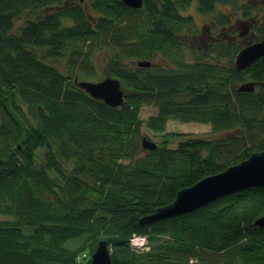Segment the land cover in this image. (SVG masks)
<instances>
[{
	"label": "trees",
	"instance_id": "trees-1",
	"mask_svg": "<svg viewBox=\"0 0 264 264\" xmlns=\"http://www.w3.org/2000/svg\"><path fill=\"white\" fill-rule=\"evenodd\" d=\"M192 1L144 0L136 9L122 0H0V214L12 217L0 220V264H87L80 255L87 249L90 258L103 238L113 264H264V226L255 224L264 215V186L140 223L180 189L264 149V56L243 70L234 64L244 45L264 38V13L243 41L232 20L241 12L252 18L249 6L197 0L202 14L233 6L202 31L182 12ZM28 14L36 17L13 32ZM188 33L208 44L191 41L193 61L180 41ZM102 49L110 53L108 74L126 91L118 107L74 81L98 75ZM158 53L171 63L126 65ZM247 81L257 82L255 90L238 91ZM148 104L158 107L147 120L153 132L176 119L224 134L144 149L140 111ZM39 149H46L43 162ZM135 234L147 236L149 250L130 246Z\"/></svg>",
	"mask_w": 264,
	"mask_h": 264
},
{
	"label": "water",
	"instance_id": "water-1",
	"mask_svg": "<svg viewBox=\"0 0 264 264\" xmlns=\"http://www.w3.org/2000/svg\"><path fill=\"white\" fill-rule=\"evenodd\" d=\"M84 2L85 0H80ZM125 4L139 9L144 0H122ZM264 56V38L243 47L235 57V66L239 70L250 67L255 61ZM140 67H150V60L137 62ZM75 84L95 99L102 100L112 107L121 106L125 101V90L119 78L107 75L98 81L75 78ZM257 82L242 83L238 91L252 92ZM142 146L154 150L158 144L143 137ZM255 186H264V149L253 152L248 158L232 165L224 171L207 176L193 185L180 189L174 200L169 204L157 207L151 214L140 218L141 224L153 223L162 219L186 214L197 210L209 202ZM264 226V215L255 221ZM89 264H113L110 246L106 239H100L94 248Z\"/></svg>",
	"mask_w": 264,
	"mask_h": 264
},
{
	"label": "rangeland",
	"instance_id": "rangeland-1",
	"mask_svg": "<svg viewBox=\"0 0 264 264\" xmlns=\"http://www.w3.org/2000/svg\"><path fill=\"white\" fill-rule=\"evenodd\" d=\"M69 1H72V0H69ZM239 3L242 5L246 4L247 6H249L252 10L251 17L256 18L253 20H251L252 18L250 17L245 18L243 17L242 12L240 13L239 17L233 18L232 22L235 25L236 30L239 32L241 31L244 32V30H246V26H248L249 27V29H247V34H248V32H250V29L252 30V26L257 22V17H261L262 13H264V0H239ZM232 7L233 6L231 4H219L218 11L214 13L213 15L212 14H202L198 11L197 0H193L190 5H188L187 7H185V9L182 10V12L187 16L191 15L194 18L197 28L204 31L206 26L209 27V25H211V19L214 15H219L220 11L231 13ZM38 14H44V11H41ZM35 17H36V14H28L27 16L20 17L19 19H17L15 21L13 32H19L20 28L26 23L28 19H34ZM186 35H191V34L188 33V34L181 35L182 36V38L180 39V41L182 42L181 46L184 50V55L186 57V60L193 61L194 60L193 51H196V50L195 49L192 50V48L190 47L191 41L195 44L193 45V48H196V46L207 47L208 46L207 39H203V38L201 40L193 39L195 37L197 38V35L199 34L193 37H189ZM227 35H232V34L227 32ZM232 36L235 37L236 34L234 33V35ZM246 36L243 35L240 38L241 39L243 38L242 40L244 41L247 39ZM187 39H189L190 41H188ZM242 40H239L237 38L236 43L242 45ZM106 51L108 52L107 49H102L99 52H97L95 55V65L97 67L98 75L92 78H85L81 76L80 77L81 79L98 81L96 80L97 78L100 77V79H102L108 75L107 68L110 63V59H109L110 53L109 52L107 53ZM146 60H150L152 62V66H160V67L168 66L169 63H171L169 62L167 56L165 54L163 55V53H158L156 56L150 59L147 58ZM208 60H210L211 62H215V63L217 62L216 60H213L212 58ZM218 62L222 66H227L228 59L223 58L221 61H218ZM51 63L56 65L58 68L63 69L62 61H52ZM126 65L127 67L131 69L134 67H137L136 62H127ZM157 114H158V107H156L153 104H148L141 108L140 116L145 121L141 127L142 136L147 137L148 139L156 143H162L166 140L167 147L169 148L177 147L178 144L181 141L185 140L188 136H192L193 138L198 137V138L214 139V138L221 137L224 134V132H221V133L212 132V127L210 123L182 122L176 119H170L167 122V127L164 132L156 133L147 127V120L149 117L155 116ZM45 154H46V149H39L37 151L38 161L40 162L45 161ZM64 168H65L64 169L65 172L69 173L71 171L72 164L67 163L65 164ZM11 218H12L11 216L0 214V220H8ZM80 241L81 239H78L77 242L76 241L71 242L68 244V246L75 247L80 244ZM85 252H87L88 254L87 249Z\"/></svg>",
	"mask_w": 264,
	"mask_h": 264
},
{
	"label": "built area",
	"instance_id": "built-area-1",
	"mask_svg": "<svg viewBox=\"0 0 264 264\" xmlns=\"http://www.w3.org/2000/svg\"><path fill=\"white\" fill-rule=\"evenodd\" d=\"M145 242V238L143 237H136L132 238V245L136 247H143Z\"/></svg>",
	"mask_w": 264,
	"mask_h": 264
}]
</instances>
